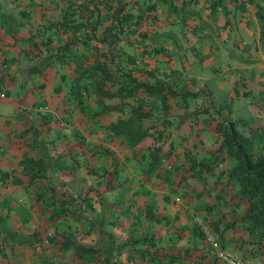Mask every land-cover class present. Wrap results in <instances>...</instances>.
Returning a JSON list of instances; mask_svg holds the SVG:
<instances>
[{
	"label": "rangeland",
	"instance_id": "1",
	"mask_svg": "<svg viewBox=\"0 0 264 264\" xmlns=\"http://www.w3.org/2000/svg\"><path fill=\"white\" fill-rule=\"evenodd\" d=\"M1 1L0 10L14 14L6 23L10 38L4 34V42H11L6 51L13 45L19 47L14 43L21 36L18 41L23 58L10 64L11 59L1 55L0 81L24 90L22 96L8 98L2 109L12 120L17 102L31 105L29 96H33L34 102L41 103L34 104L35 113L28 119L26 129L16 124L10 131V126L0 121L6 130L5 142L14 135L12 145L19 144L21 148L25 145L21 136L31 132V148H22L23 154L16 160L41 156L43 161L54 164L60 163L56 159L59 158L62 175L49 169L48 181L43 174L41 179L45 182L40 179L32 186L25 185L28 189L22 185L21 199L10 196L9 188L16 179L26 181L25 175L19 173V167H0V264H146L139 260L137 252L130 253L128 246L116 247L128 238L154 240L156 245L171 249L188 245L194 249V264H213L214 252L220 247L264 263V230L260 238L257 232H245L236 219L244 203L232 196V183L222 188L228 158L224 156L216 168L215 148L199 150L204 142L218 144L219 135L212 126L220 116L241 117L250 126L264 122V0H259V8H255L253 0H124V10L131 15L121 21L123 29L118 34L105 30L110 20L104 12L96 20L95 10L90 13L79 5L82 0ZM63 13L67 18L81 20V28L50 26L49 33L45 32V26L60 20ZM37 20L42 28H38ZM103 36L104 40L99 41ZM127 56L136 64L132 65ZM186 57L192 68L198 67L194 78L183 77L170 67L182 66ZM109 60L118 62L116 67ZM3 62L7 63L5 67ZM98 62L107 63L111 69L113 81L103 84L111 90L116 89L117 78L133 75L147 80L165 78L178 92L186 89L198 93L185 99L167 96V107L142 93L126 98L93 96L99 73L91 71ZM88 72L90 75H86ZM74 80L83 87L79 99L68 93L75 86ZM57 82L60 90L56 105L42 104L41 100L47 99L41 98L40 88L44 83L54 86ZM4 88L8 90L3 86L2 93ZM131 103H138L150 115L142 125L150 124L151 135L132 147L133 159L129 163L134 164L131 170L128 168L131 175L126 180L129 190L138 184L144 195L137 202L128 193L126 201L106 203V188L123 176L124 168H116L117 164L110 163L109 155L102 156L100 149L106 147L113 152V138L108 139L106 125L126 116ZM238 129L248 132L242 125ZM58 137L63 145L57 154ZM152 148L157 149L159 163L156 168L147 169ZM185 149L196 159L205 154V161L195 168L200 175L188 172L178 157ZM208 169L213 174L208 175ZM58 185L60 191H56ZM47 186L53 188L52 193ZM38 192L43 194L39 202L35 198ZM214 192L221 193L218 205L213 203ZM67 196L74 198L68 212L51 219L48 214L57 206L55 198ZM32 198L34 212L24 215L21 221L18 215L14 219L18 208L13 204L27 210L25 203ZM52 199L53 205L43 206ZM147 203H153L154 214H160L158 223L148 221L144 215ZM196 220L211 227L213 245L203 241L202 225ZM60 231L101 253L95 261L86 262L70 249L61 250L58 243L50 244L46 238Z\"/></svg>",
	"mask_w": 264,
	"mask_h": 264
},
{
	"label": "trees",
	"instance_id": "2",
	"mask_svg": "<svg viewBox=\"0 0 264 264\" xmlns=\"http://www.w3.org/2000/svg\"><path fill=\"white\" fill-rule=\"evenodd\" d=\"M16 1L18 0H12V2ZM30 1L31 0H29V2ZM29 2H26V8L28 7ZM79 5L83 6L85 11H91L90 13H93V10H95L96 20L100 17V13L104 12L105 16L109 17L110 20L104 28L106 31H113L115 34H118L121 29H123L121 21L131 15L129 11L124 10V0H82ZM69 19L70 21H68ZM37 22H39V25H37L38 28H42L40 25L41 21L37 20ZM82 25L83 22L81 20H75V18L72 17L67 18L66 14L63 13L60 20L50 22L45 26V32L49 33L48 30L50 26H53L55 29L68 28L74 30L81 28ZM19 38H21V36L17 37L15 43H18L20 47V42L18 41ZM104 38L105 37L103 36L98 40L103 41ZM126 58L130 59L132 65L136 64L135 60H132L129 56ZM109 63L116 67V63L118 62L115 60H109ZM91 72L99 73V76L96 78L93 85V96L97 97L110 98L116 96L126 98L137 96L138 93H142V95L157 98L160 103H164V106L167 107L165 104L167 96L179 95L181 98L185 99L188 95L195 96L196 93H198V90L192 91L186 89L178 92L172 88L165 78L161 77H154L152 80L137 79L133 75L129 74V71L127 72L131 75V77L117 78L115 81L116 89L111 90L103 86L106 81H113L111 69L108 68L107 63L98 62L97 64H94ZM91 72H88L86 75H90L89 73ZM74 81L75 86L69 90L68 93L71 94L73 98L79 99L81 93L84 92L83 87L80 88L77 86L78 82L76 80ZM59 83L60 82H57L56 85H54L56 86V93L60 90ZM78 87L80 89H77ZM6 91L7 90L4 88V92ZM204 111L206 110H202V112ZM149 117L150 115L148 112H145L138 107V103H131L130 111L126 116L118 117L114 121L107 123L106 133L113 139L115 137L121 138L125 141V144L133 147L142 139L151 135L149 128L150 124L142 125L143 120ZM240 125L247 127L248 132L246 134L238 129ZM212 129L219 135L218 145L214 149V151L216 150L217 152H214L213 158L216 157L215 160H217L218 157L223 159V157L226 156L229 163L227 168L223 171L226 175V183L222 186V188L230 183L234 185V192L232 196L244 203L243 211L236 219L242 224L245 232L248 234L257 232V236L260 238L263 235L264 230V122L261 121L257 125L250 126L249 124H246V120L241 117L227 119L226 117L220 116V118L214 122ZM155 148H157V146H155ZM155 148H152L148 152L150 160L147 169H154L159 163L160 156ZM100 153L104 157L109 155L111 158L110 163H113L114 166L117 164L116 168H124L125 160H119L114 157L112 151L108 148H101ZM182 155H184L183 157L185 158L181 161L185 163L188 172L194 171V173H197L198 170L196 171L195 169L197 168L196 165H202V162L205 161L203 160L205 158V154L196 159L189 154L188 149H185V152ZM229 160H231V162ZM16 161L17 165L20 167L19 173L23 176L25 175L27 183L33 180H36L33 183H38L43 177L45 162L42 160L41 156H24ZM209 167L211 166L209 165ZM213 171L215 172L216 168H214ZM213 171L208 169V175L213 174ZM197 174L200 175V173ZM195 178L198 180V177ZM122 182L124 184L123 180ZM114 185L115 184L106 188L107 192L110 191ZM47 188L51 191V193L53 192V188L51 186H47ZM132 190L133 192H131ZM133 193L134 189H130L129 194L133 195ZM220 194L221 193L219 192H214L212 194L215 197L213 202L214 205H218L220 202ZM42 195L43 194L38 192L35 195V198L40 201ZM188 195L189 193L186 192V196ZM55 199L57 206L48 214L51 219L63 217L68 212L69 205L72 204L74 200L72 196L58 197ZM112 202L115 201H110L109 203ZM54 203L55 202H53L52 199L43 206H50ZM144 215L147 217L148 221L156 223H158V220L161 218L158 212L154 214L153 203H147L145 205ZM193 228L195 231L196 228ZM192 233L194 234V232ZM196 235H198L197 232ZM197 238H199V236ZM46 239L50 244L58 243L61 250L70 249L73 255L82 261H95L97 256L101 253L96 248L84 245L73 238V236H70L62 231L48 236ZM125 246H128L127 249L130 253L137 252L139 260L142 262L145 261L146 264H194V249L188 245L182 244L176 249H171L163 247L161 244L156 245L154 240L147 241L143 238H128L124 242L119 243L116 247L121 249ZM152 246L153 248L149 250ZM214 263L215 259H213V264Z\"/></svg>",
	"mask_w": 264,
	"mask_h": 264
},
{
	"label": "crops",
	"instance_id": "3",
	"mask_svg": "<svg viewBox=\"0 0 264 264\" xmlns=\"http://www.w3.org/2000/svg\"><path fill=\"white\" fill-rule=\"evenodd\" d=\"M259 2H260L259 0H253L252 4L255 6V8H259V6H260ZM2 4L3 3L0 0V6H2ZM1 9H3V8H1ZM3 10L4 11L0 10V56L1 55H5V57H7V58L12 60V61L10 60V64H12V62L16 63V61L18 62V61L22 60L23 53L18 49V47H14V45L10 46L8 51H6L7 50L6 45L11 43V42L8 43L7 41L4 42V40H5L4 39V34H7V36L10 38V35H9V32H8V27H7L6 23L7 22H11L9 20H12V17L14 16V14L11 12V10H9V11H6L5 9H3ZM6 15H9L10 18L7 17ZM256 15H258V13ZM256 15H252L253 19L257 18ZM33 21H36L35 17H34ZM17 32L22 34V32L19 31V30ZM259 32L260 31L258 30V34H257L258 37L260 35ZM14 44L19 45L18 43H14ZM190 62L191 61H189V59L186 57V60L182 63V66L176 64L175 66L172 65L170 67H171V69H174V70L177 69V71H179L182 74L183 77L194 78L193 74H194L195 70L198 69V67L193 66V68H194L193 69ZM6 64L7 63H4L3 67H5ZM178 66L180 67L181 70H179ZM7 84H8L7 81L6 82L5 81H0V101H1V105H0V121H2V120L5 121L8 124V126H10V128H9L10 131L12 129H14L13 126L16 125V124L19 127H21L22 129L23 128L26 129L29 126V120L28 119L32 118V116L35 113L34 104L38 105V104H41V103H40V101H37V103L34 102L33 96H29L31 98V102H30L31 105H25V103H22V102L18 103L17 102L16 107H15V111L13 113V114L16 115V117H15V119H12L13 120L12 121L11 117H10V114H7L6 112H4L3 109H2V106L5 104V102L7 101L8 98H14V97H17V96H22V94L24 93V90L19 88V87H17V86H13V83L8 84V85ZM44 85H45L44 87L40 88V91H42L41 98H45L47 100L42 99L41 100L42 104L56 105L54 102H56L58 100V95H59L58 92L57 93L55 92V90H56L55 87L56 86H50L51 84H45V83H44ZM3 86H5L8 89L4 93L1 92ZM39 97L40 96H38V99H41ZM261 118H264V117H261ZM61 123L62 122H60V124ZM5 134H6V130H3V127L0 126V167L6 169V168H8V165H10L12 169L17 170L20 167L16 163V158H17V156L19 154H23V152L21 151L22 148H25L27 150H29L31 148L30 142L32 140V135H31V132L26 131V133H24L21 136L22 140H25V145H21L22 147L19 148V144H16V146H15V145H12V143H11L13 137H15V136L11 135V141L10 142H8V141L5 142L6 141ZM107 137H108V139H111V137L109 135H107ZM56 142L58 143V145H57L58 149L56 150V153L58 154L61 151L62 145H63V143H61L62 142L61 141V137H58L56 139ZM111 142H113V144H110V147L113 150V152H112L113 156L116 157L119 160H125L124 161V165H125V163L127 165L124 166V171H123L124 174H123V176L121 178L117 179L116 181H113V184H115V185L103 197V199H104V201H106V203H108L110 201H113V200H122V201H126L127 200V195H128L130 190H129L128 186L126 185V180L131 175V174H129V169L128 168H130V170H131L132 165L134 164L133 162L129 163V161L133 159L132 158V146L125 144V141L122 140L119 137H115L114 140L111 139ZM211 142L202 143L199 146V150L207 151L210 148H213V149L216 148L217 145H218L217 142L216 143H212V144H211ZM214 152H217V151L215 150ZM13 154H15V156L11 159ZM203 155H204V153H202L201 156H203ZM183 156L184 155H182V154L178 155V157H180L181 160H183L185 158ZM33 157H35V156H33ZM174 158H175V156L173 157V159ZM56 159H58V161L60 163H54L53 164L51 162L44 161L45 162L44 174L46 175V177L48 175V170L49 169H51L53 171V174H55V175H62L60 173L62 171V169L60 168V166L62 165L61 159H59V158H56ZM186 159H187V157H186ZM221 161L222 160L219 157H218L217 160H215V162L213 164H216V166H215L216 168L219 167V165H221ZM229 161L231 162V160H229ZM127 166H129V167H127ZM3 171H4V169H3ZM46 180L48 181V177L46 178ZM122 180L124 181L125 185L123 184ZM41 182H45V179H41ZM32 183L31 182L27 183V181H23V180H19V179L18 180L17 179L14 180V183H12V186H10V188H9L10 196H18L17 198H21L22 199L23 198V192H24V189H23L22 185H24V186L25 185L32 186L33 185ZM13 187H16V188H13ZM24 188L28 189L29 187L25 186ZM138 188H139V185L137 184L136 188L134 189V193L132 195L133 196V200L136 201V202L138 201V198H143V195H144L143 192L139 191ZM154 188H155V186H154ZM56 191H60L59 185L56 187ZM161 191H164V190H161ZM131 192H133V190ZM12 198L14 199L15 197H12ZM33 201H34V198H32V200H30L28 203H25V204H27L26 205L27 206V210H24V208L19 207L16 204H13V207L17 206V208H18L17 209V213L18 214L16 213V214L13 215L14 219L18 215V219L21 221L24 218V215H26L25 217H27L29 214H32L34 212V208H35V203H33ZM37 202H39V201L37 200ZM21 203L25 206L24 201L21 202Z\"/></svg>",
	"mask_w": 264,
	"mask_h": 264
},
{
	"label": "built area",
	"instance_id": "4",
	"mask_svg": "<svg viewBox=\"0 0 264 264\" xmlns=\"http://www.w3.org/2000/svg\"><path fill=\"white\" fill-rule=\"evenodd\" d=\"M4 66V63L1 64ZM197 224H201L199 220H196ZM203 231V240L208 244H214L215 235L211 227L207 224H201ZM214 264H264L261 260H252L245 258L244 256L234 252L228 248H218L214 252Z\"/></svg>",
	"mask_w": 264,
	"mask_h": 264
}]
</instances>
